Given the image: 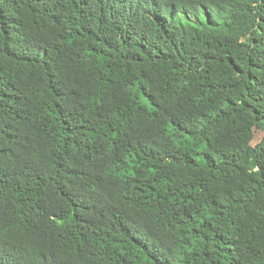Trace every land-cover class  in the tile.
<instances>
[{
	"label": "trees",
	"instance_id": "1",
	"mask_svg": "<svg viewBox=\"0 0 264 264\" xmlns=\"http://www.w3.org/2000/svg\"><path fill=\"white\" fill-rule=\"evenodd\" d=\"M0 264H264V0H0Z\"/></svg>",
	"mask_w": 264,
	"mask_h": 264
},
{
	"label": "rangeland",
	"instance_id": "2",
	"mask_svg": "<svg viewBox=\"0 0 264 264\" xmlns=\"http://www.w3.org/2000/svg\"><path fill=\"white\" fill-rule=\"evenodd\" d=\"M263 137V132L260 130H254L251 140H250V145L254 146L255 144H257L258 142L261 141Z\"/></svg>",
	"mask_w": 264,
	"mask_h": 264
}]
</instances>
